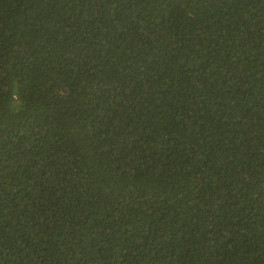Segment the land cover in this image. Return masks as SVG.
Masks as SVG:
<instances>
[{"label":"trees","instance_id":"trees-1","mask_svg":"<svg viewBox=\"0 0 264 264\" xmlns=\"http://www.w3.org/2000/svg\"><path fill=\"white\" fill-rule=\"evenodd\" d=\"M0 264H264V0H0Z\"/></svg>","mask_w":264,"mask_h":264}]
</instances>
